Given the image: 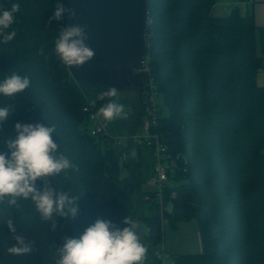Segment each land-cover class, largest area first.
<instances>
[{
	"label": "trees",
	"instance_id": "1",
	"mask_svg": "<svg viewBox=\"0 0 264 264\" xmlns=\"http://www.w3.org/2000/svg\"><path fill=\"white\" fill-rule=\"evenodd\" d=\"M217 1L149 0L146 63L161 100L155 132L175 162L161 195L146 189L155 177L153 151L133 139L146 117V96L123 103L115 123L104 119L107 134L92 135L84 109L97 113L115 98L97 99L107 87L77 82L56 55L61 21H48L57 0H0V11L20 5L6 30L16 36L0 37V82L13 74L30 79L23 92L0 95V107L10 108L0 152L16 138L17 122L54 126L56 155L72 167L50 177L49 186L79 199L75 218L52 221L31 199L0 203V264H56L65 237L78 238L98 218L123 228L126 217L141 225L145 264H164L158 246L166 223L175 228L191 219L202 252L171 255V264H264V87L257 81L263 59L253 15L236 4L215 16ZM36 186L42 190L44 180ZM17 234L31 253L7 252Z\"/></svg>",
	"mask_w": 264,
	"mask_h": 264
},
{
	"label": "clouds",
	"instance_id": "2",
	"mask_svg": "<svg viewBox=\"0 0 264 264\" xmlns=\"http://www.w3.org/2000/svg\"><path fill=\"white\" fill-rule=\"evenodd\" d=\"M19 10L20 5L13 3L10 9L0 11V37L4 42H9L16 36L15 30H6L15 22L14 14ZM65 14L75 17L76 12L66 8L62 0H57L48 22L62 21ZM86 39L82 26L62 27L59 38L55 41L56 55L63 64L70 67L86 63L94 56V51L85 43ZM29 86L30 79L27 76L13 74L0 82V95L11 97ZM116 96L117 91L109 89L97 99ZM9 114V107H0V125L8 119ZM96 115L106 121L121 118L124 115V105L110 100ZM14 127L16 138L6 142L7 153L0 152V203L18 206L20 199H31L45 221H52L54 215L56 218H75L78 213L76 202L79 199L70 197L66 192H57L54 187L49 186L50 177L58 176L72 167L63 154L56 155L59 146L53 140L55 127L20 122ZM40 179L44 180L42 190L36 186ZM6 223L9 230L15 233L13 219H8ZM123 223L127 226L119 228L109 220L98 218L78 238L65 237L62 247L56 250L59 256L56 264H145L148 249L139 235L141 225L127 217ZM14 239L17 243L7 249L9 254L25 256L31 253V245L21 235H15Z\"/></svg>",
	"mask_w": 264,
	"mask_h": 264
},
{
	"label": "water",
	"instance_id": "3",
	"mask_svg": "<svg viewBox=\"0 0 264 264\" xmlns=\"http://www.w3.org/2000/svg\"><path fill=\"white\" fill-rule=\"evenodd\" d=\"M74 9L75 17L65 14L61 27L80 25L85 43L94 56L79 66H68L79 83L122 90L140 89L142 98L147 75L142 72L148 54L147 27L149 0H62Z\"/></svg>",
	"mask_w": 264,
	"mask_h": 264
},
{
	"label": "built area",
	"instance_id": "4",
	"mask_svg": "<svg viewBox=\"0 0 264 264\" xmlns=\"http://www.w3.org/2000/svg\"><path fill=\"white\" fill-rule=\"evenodd\" d=\"M145 68L142 70L143 73L147 75V90H146V117L143 120L142 127L144 129V135H134V140H143L147 146H149L153 155L156 159L155 165V177L153 183L156 184L159 188V194H161L162 188L165 183L168 181V173L175 166L174 160L170 158L168 154V147L165 145L159 138V134L155 132V128L158 124V98H159V88L151 76V70L146 63V58L144 62ZM89 113V119L91 123H93V127L91 129L92 135L97 134H107L106 122L101 117H97L96 113L91 111L88 107L84 109ZM124 137L119 138V143L123 144ZM180 156V155H179ZM162 195V194H161ZM164 260V255H160Z\"/></svg>",
	"mask_w": 264,
	"mask_h": 264
},
{
	"label": "rangeland",
	"instance_id": "5",
	"mask_svg": "<svg viewBox=\"0 0 264 264\" xmlns=\"http://www.w3.org/2000/svg\"><path fill=\"white\" fill-rule=\"evenodd\" d=\"M148 41V38H147ZM149 47V44H148ZM117 96L113 97L118 103H125L126 101L130 103L138 102V93L133 88H126L122 90H116ZM158 103L161 100L158 98ZM119 118L112 120L113 123L118 121ZM93 127V123L89 124V128ZM144 135L143 127L139 130V136ZM159 187L152 182H150L146 189L148 190H156ZM164 240L158 246V249L163 252L164 255V264H171V255L177 254H195L202 252V242L200 230L198 227V222L196 219H191L185 222L178 223L174 228L171 224L166 223L164 225L163 231Z\"/></svg>",
	"mask_w": 264,
	"mask_h": 264
},
{
	"label": "crops",
	"instance_id": "6",
	"mask_svg": "<svg viewBox=\"0 0 264 264\" xmlns=\"http://www.w3.org/2000/svg\"><path fill=\"white\" fill-rule=\"evenodd\" d=\"M238 5L242 12L253 15L256 30V49L258 55L263 59V68L258 74V84L264 87V0H218L213 8L215 16L228 14L233 5ZM264 158V150L262 152Z\"/></svg>",
	"mask_w": 264,
	"mask_h": 264
},
{
	"label": "flooded vegetation",
	"instance_id": "7",
	"mask_svg": "<svg viewBox=\"0 0 264 264\" xmlns=\"http://www.w3.org/2000/svg\"><path fill=\"white\" fill-rule=\"evenodd\" d=\"M146 83H147V80H145V85H144V92H143V95H142V97L144 98V96H146V90H147V85H146ZM129 88H133L134 90H136L137 91V93H138V96H139V94H140V89H139V87H137V86H131V87H129Z\"/></svg>",
	"mask_w": 264,
	"mask_h": 264
}]
</instances>
